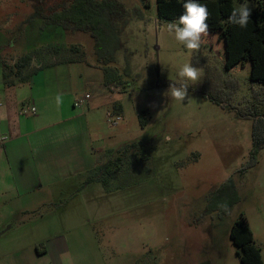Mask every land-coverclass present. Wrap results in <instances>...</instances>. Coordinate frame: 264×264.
I'll return each mask as SVG.
<instances>
[{"label":"rangeland","instance_id":"rangeland-1","mask_svg":"<svg viewBox=\"0 0 264 264\" xmlns=\"http://www.w3.org/2000/svg\"><path fill=\"white\" fill-rule=\"evenodd\" d=\"M96 1L102 7L80 12L81 0H0V80L5 65L31 55L13 88L18 110L21 103L38 109V98L48 108L54 102L55 118L75 115L41 132L53 140L42 165L56 167L49 151L60 147L74 151L67 160L74 174L47 175L48 197L71 203L32 211V240L42 230L62 237L65 264H241L229 230L242 215L264 262V146L255 165L237 172L253 143L252 119L235 112H264V85L249 79V61L225 67L224 49L229 54L233 44L211 46L209 36L199 51L186 49L168 31L178 19L159 17L156 0ZM100 14L109 16L100 28L83 29ZM184 63L203 75L188 82L180 102L167 91L181 83ZM6 92L0 81L1 104ZM230 176L237 201L225 209L230 195L215 191Z\"/></svg>","mask_w":264,"mask_h":264},{"label":"crops","instance_id":"crops-1","mask_svg":"<svg viewBox=\"0 0 264 264\" xmlns=\"http://www.w3.org/2000/svg\"><path fill=\"white\" fill-rule=\"evenodd\" d=\"M0 81L3 85L2 78ZM107 83L108 79L105 78ZM15 85H3L7 90L6 103H0V264H65L62 255H69L70 250L62 237L42 230L33 241V232L28 224L33 218L30 213L40 206L49 204L66 207L71 203V200L65 201L63 205L54 202L45 193L47 183L44 181L47 175L66 177L74 174V169L67 164V160L74 158V151L61 153L60 147H54L57 149L55 152L49 151L60 161L56 167L43 166L41 161L47 156L49 160L45 149L48 142L53 141H49L43 133L51 125L68 121L75 115L55 118L57 108L54 102L48 108L49 101L43 104L44 99L38 98H32L38 104V109L35 105L29 107L21 103L22 107L18 110L17 93L13 92ZM118 109L121 111V107ZM94 167L95 163L92 162L84 170L87 172ZM93 182L100 183L95 180L90 183ZM37 216L43 217V214ZM70 260L67 258L68 264H74L73 258Z\"/></svg>","mask_w":264,"mask_h":264},{"label":"trees","instance_id":"trees-1","mask_svg":"<svg viewBox=\"0 0 264 264\" xmlns=\"http://www.w3.org/2000/svg\"><path fill=\"white\" fill-rule=\"evenodd\" d=\"M186 0H156V10L159 17L167 19H178L184 12L183 4ZM198 3L207 5L209 18L210 45L215 44L216 47L222 45V41L229 40V44H233L232 51L227 53L224 49L225 67H232L243 60L250 63L249 79L264 85V0H197ZM248 2L251 8V16L247 27L241 28L238 25L231 24L228 18L234 8L239 7L238 4ZM103 3V1H102ZM102 3L96 0H81L82 12L85 7H102ZM93 9V8H92ZM53 11L51 14H55ZM86 16H88L86 14ZM109 18L108 14L98 15L100 19H90L85 23L83 29L93 30L100 28L101 20ZM70 20V16L68 17ZM78 29V28H77ZM31 55L25 54L17 57L12 64L5 65V71L1 72L3 85L6 87L13 86L17 81L25 79L23 70L30 64ZM32 73V72H31ZM215 102H221L217 96L213 98ZM253 106V105H252ZM235 114L237 116L248 117L252 119L251 137L253 149L250 152V160L241 166L237 172L242 175L247 167H251L256 163V154L260 148L264 146V112L256 107H248V110L238 109ZM141 125L145 124L144 112L138 114ZM133 145V143H130ZM129 145V144H126ZM90 181H99L106 186L105 180L98 178H90ZM226 190L227 195L231 199L227 201L225 209L229 208L232 203L237 201L236 188L233 178L230 176L217 189L216 193ZM220 197V195H219ZM229 238L235 245V253L241 264H264L260 252V248L255 244L252 230L246 219L240 215L230 227Z\"/></svg>","mask_w":264,"mask_h":264},{"label":"clouds","instance_id":"clouds-1","mask_svg":"<svg viewBox=\"0 0 264 264\" xmlns=\"http://www.w3.org/2000/svg\"><path fill=\"white\" fill-rule=\"evenodd\" d=\"M184 12L178 20L168 24V31L173 34L174 39L186 49L199 51L202 44V37L209 34V11L207 5L200 4L197 0H186L183 4ZM251 16V8L248 4H240L234 8L228 18L229 23L238 25L241 28L247 27ZM202 69L193 66L191 63H184L179 66L177 76L181 83L179 86L171 84L167 93L175 101L183 102L188 96V82L197 84L202 78ZM57 103L60 97L57 96ZM165 140L170 141L171 136H165Z\"/></svg>","mask_w":264,"mask_h":264},{"label":"built area","instance_id":"built-area-1","mask_svg":"<svg viewBox=\"0 0 264 264\" xmlns=\"http://www.w3.org/2000/svg\"><path fill=\"white\" fill-rule=\"evenodd\" d=\"M89 97V95L88 94H85V97L84 98H81V99H79L78 100V104H80V103H82L85 99H87ZM120 119V116L119 115H116V116H114V117H108L107 118V121L109 122V123H111V122H113V123H115L116 121H118ZM2 141V137H0V142Z\"/></svg>","mask_w":264,"mask_h":264}]
</instances>
